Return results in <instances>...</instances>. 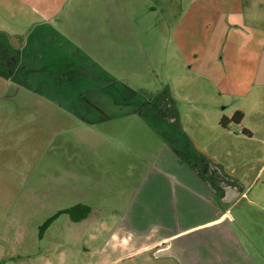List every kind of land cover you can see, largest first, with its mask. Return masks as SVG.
Instances as JSON below:
<instances>
[{"label":"crops","instance_id":"crops-1","mask_svg":"<svg viewBox=\"0 0 264 264\" xmlns=\"http://www.w3.org/2000/svg\"><path fill=\"white\" fill-rule=\"evenodd\" d=\"M27 1L0 0V12L30 8L38 16L25 28L27 21L20 23L21 30L0 23V102L15 86L30 93L29 107L45 108L47 122L57 126L51 138L69 131L76 137L75 181H66L59 211L74 210L57 218L81 227L95 219L111 224L97 255L104 264H259L231 211L247 185L209 156L192 125L190 131L182 126L178 103L154 69L148 37L140 45L139 28L114 20L113 10L105 19L104 12L87 18L75 9L61 13L57 0ZM146 29L141 33L153 34ZM260 60L256 67L264 74V47ZM256 81L264 86V77ZM241 110L240 132L251 137ZM224 116L214 109L208 118L225 131ZM7 120L19 117L0 113V122ZM134 127L142 136L131 142L127 130ZM106 144L109 151L101 152ZM98 183L122 202L108 203L100 187L92 188Z\"/></svg>","mask_w":264,"mask_h":264},{"label":"rangeland","instance_id":"rangeland-1","mask_svg":"<svg viewBox=\"0 0 264 264\" xmlns=\"http://www.w3.org/2000/svg\"><path fill=\"white\" fill-rule=\"evenodd\" d=\"M54 6L67 15L75 9L78 17L87 18L104 12L105 19L113 10L114 20L139 28L140 45L148 37L154 69L178 103L182 126L190 131L192 125V136L201 138L209 156L247 185L245 197L231 211L252 240L255 261L264 264V86L256 81L264 77L256 67L264 47V0H57ZM0 13V23L16 30L38 17L30 8ZM143 28L153 34H142ZM7 89L0 113L19 121L0 122V264H93L98 258L97 264H104L105 256L97 255L111 224L95 219L81 227L60 217L40 237L42 225L62 208L66 181H75L71 153L76 137L69 131L51 138L50 130L57 126L47 122L45 108L32 109L30 93L15 86ZM242 108L251 137L236 122L224 131L208 118L214 109L234 115ZM127 131L131 142L140 141L141 130ZM100 150L108 152L107 144ZM101 184L92 188L100 187L108 203L122 202L111 198L107 183Z\"/></svg>","mask_w":264,"mask_h":264},{"label":"trees","instance_id":"trees-1","mask_svg":"<svg viewBox=\"0 0 264 264\" xmlns=\"http://www.w3.org/2000/svg\"><path fill=\"white\" fill-rule=\"evenodd\" d=\"M243 112L241 111H238L237 113H235L234 115H232L231 118L229 117H222L221 119V124L224 126V127H227L229 125V123L231 122H236V124L240 123L242 118H243ZM73 210L74 209H67V210H64V211H60L55 217H51L49 218L44 225H42L41 227V236L42 237L44 235V232L46 231L47 227L51 224V222L57 218L59 216V214L63 213V212H70L71 214H73Z\"/></svg>","mask_w":264,"mask_h":264},{"label":"clouds","instance_id":"clouds-1","mask_svg":"<svg viewBox=\"0 0 264 264\" xmlns=\"http://www.w3.org/2000/svg\"><path fill=\"white\" fill-rule=\"evenodd\" d=\"M233 113H228V115H229V118H231V115H232Z\"/></svg>","mask_w":264,"mask_h":264}]
</instances>
